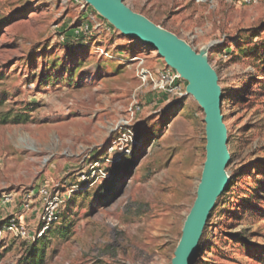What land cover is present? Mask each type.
Returning a JSON list of instances; mask_svg holds the SVG:
<instances>
[{"label":"rangeland","instance_id":"374dc122","mask_svg":"<svg viewBox=\"0 0 264 264\" xmlns=\"http://www.w3.org/2000/svg\"><path fill=\"white\" fill-rule=\"evenodd\" d=\"M125 3L205 53L219 76L230 183L191 264H264V0ZM91 16L100 28L75 38ZM165 68L85 0H0V201L12 200L0 219L13 214L36 235L41 201L24 211V196L48 186L61 203L35 248L0 236V264H172L207 138L192 96L138 90L139 70ZM136 93L142 111L123 126ZM129 132L131 154L111 153Z\"/></svg>","mask_w":264,"mask_h":264},{"label":"water","instance_id":"95a60500","mask_svg":"<svg viewBox=\"0 0 264 264\" xmlns=\"http://www.w3.org/2000/svg\"><path fill=\"white\" fill-rule=\"evenodd\" d=\"M85 1L124 36L139 40L157 51L166 66L176 71L188 84L187 96H192L204 111L206 161L196 200L184 224L172 261V264H191L198 253L210 215L230 183L226 168L231 157L227 147L228 131L221 109L223 93L219 76L205 53H197L173 33L136 13L125 0Z\"/></svg>","mask_w":264,"mask_h":264},{"label":"built area","instance_id":"2783aa9c","mask_svg":"<svg viewBox=\"0 0 264 264\" xmlns=\"http://www.w3.org/2000/svg\"><path fill=\"white\" fill-rule=\"evenodd\" d=\"M197 3H210L211 0H195ZM241 3L246 4H256L260 0H238ZM84 8V7H83ZM88 19V18H87ZM95 17L91 16L88 20L74 28L75 38H88L93 35V33L100 28V24L96 23ZM62 42H66L65 36L61 34L60 37ZM107 55V54H106ZM142 61L140 65H142ZM138 78L141 82V86L138 90L146 89L150 85L152 89L165 94L167 96H172L177 98V100H182L187 96L186 90L183 87L184 81L181 79L180 75L172 68L166 66L162 71L154 74L148 70L141 69L138 73ZM142 111V106L139 102L138 93L133 97V102L129 108V118L122 121L120 124L123 126H130L134 121L137 114ZM130 131V130H129ZM130 133L129 139H115L112 142L111 147L109 148L111 153L118 154V151L121 154H131L133 151L134 141L132 138V133ZM48 186H45L37 194L33 191L31 194L25 195L23 198L22 207L24 211H29L33 208L35 197L38 195L41 201V213H40V227L36 235H32L29 231L25 221L22 218H18L15 215H11L6 222H2L3 219H0V236L5 238L13 239H23L27 241L34 240L36 237L42 238L46 233L53 227L54 224L59 219L60 214V200L52 195V193L47 189ZM10 197H5L4 200L0 201V207L8 206L11 203Z\"/></svg>","mask_w":264,"mask_h":264},{"label":"trees","instance_id":"16d2710c","mask_svg":"<svg viewBox=\"0 0 264 264\" xmlns=\"http://www.w3.org/2000/svg\"><path fill=\"white\" fill-rule=\"evenodd\" d=\"M67 44H68V45H71V43H67ZM49 232H50V231H48V232L46 233V235H47ZM46 235H44V236H46ZM44 236H43L42 238H44ZM39 241H40V239L36 240L34 244L30 245L31 248H35L36 244H37Z\"/></svg>","mask_w":264,"mask_h":264},{"label":"bare ground","instance_id":"6f19581e","mask_svg":"<svg viewBox=\"0 0 264 264\" xmlns=\"http://www.w3.org/2000/svg\"><path fill=\"white\" fill-rule=\"evenodd\" d=\"M210 47H211V46H209V47L205 48V52H207V51H208V49H209ZM221 109H222V107H221Z\"/></svg>","mask_w":264,"mask_h":264},{"label":"crops","instance_id":"0c3cea01","mask_svg":"<svg viewBox=\"0 0 264 264\" xmlns=\"http://www.w3.org/2000/svg\"><path fill=\"white\" fill-rule=\"evenodd\" d=\"M3 208H5V209L9 210V205H8V206H5V207H3Z\"/></svg>","mask_w":264,"mask_h":264}]
</instances>
